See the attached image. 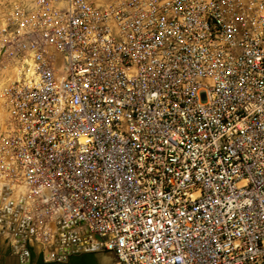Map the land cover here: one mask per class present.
I'll list each match as a JSON object with an SVG mask.
<instances>
[{
	"label": "built area",
	"instance_id": "obj_1",
	"mask_svg": "<svg viewBox=\"0 0 264 264\" xmlns=\"http://www.w3.org/2000/svg\"><path fill=\"white\" fill-rule=\"evenodd\" d=\"M3 237L264 264V0H4Z\"/></svg>",
	"mask_w": 264,
	"mask_h": 264
},
{
	"label": "flooded vegetation",
	"instance_id": "obj_2",
	"mask_svg": "<svg viewBox=\"0 0 264 264\" xmlns=\"http://www.w3.org/2000/svg\"><path fill=\"white\" fill-rule=\"evenodd\" d=\"M31 248V251L28 250L25 257H20L13 254L9 244L4 247L0 246V264H46L41 256L40 250L36 246H31ZM100 253L101 251L96 252L94 255L97 264H99ZM76 256L78 255L71 254L65 261L56 262L54 264H80Z\"/></svg>",
	"mask_w": 264,
	"mask_h": 264
},
{
	"label": "water",
	"instance_id": "obj_3",
	"mask_svg": "<svg viewBox=\"0 0 264 264\" xmlns=\"http://www.w3.org/2000/svg\"><path fill=\"white\" fill-rule=\"evenodd\" d=\"M95 252H99V251H95ZM81 253H83V250L80 249L72 252L73 255H79ZM100 254L101 255L99 257V264H112L115 260L118 259L113 249L102 250Z\"/></svg>",
	"mask_w": 264,
	"mask_h": 264
},
{
	"label": "trees",
	"instance_id": "obj_4",
	"mask_svg": "<svg viewBox=\"0 0 264 264\" xmlns=\"http://www.w3.org/2000/svg\"><path fill=\"white\" fill-rule=\"evenodd\" d=\"M31 247L29 250L31 251ZM96 252H83L76 256V259L79 260L80 264H97L94 258ZM46 264H54V263H46Z\"/></svg>",
	"mask_w": 264,
	"mask_h": 264
},
{
	"label": "rangeland",
	"instance_id": "obj_5",
	"mask_svg": "<svg viewBox=\"0 0 264 264\" xmlns=\"http://www.w3.org/2000/svg\"><path fill=\"white\" fill-rule=\"evenodd\" d=\"M1 246H5V245H7L8 244V240H7V238H1ZM38 249H39V246L38 245H35Z\"/></svg>",
	"mask_w": 264,
	"mask_h": 264
},
{
	"label": "crops",
	"instance_id": "obj_6",
	"mask_svg": "<svg viewBox=\"0 0 264 264\" xmlns=\"http://www.w3.org/2000/svg\"><path fill=\"white\" fill-rule=\"evenodd\" d=\"M3 1H4V0H0V10H1V5H2Z\"/></svg>",
	"mask_w": 264,
	"mask_h": 264
}]
</instances>
